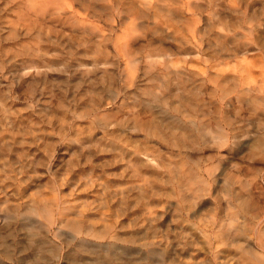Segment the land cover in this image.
<instances>
[{
    "label": "rangeland",
    "instance_id": "rangeland-1",
    "mask_svg": "<svg viewBox=\"0 0 264 264\" xmlns=\"http://www.w3.org/2000/svg\"><path fill=\"white\" fill-rule=\"evenodd\" d=\"M63 1V10L50 2L48 7L32 13L31 10L24 12L22 3L17 0H0V135L8 136L6 141L12 149L6 154L0 153V174L3 159H10L14 169L19 160L22 163L37 161L36 171L31 170L32 183L22 189V199L17 201L16 197H10L9 204L26 207L30 194L48 198L55 194L54 188L59 199L85 205L87 219L95 222L101 199H107L100 184L108 181L128 185L141 183L142 180L135 178L138 173L145 178L142 182L145 184L153 170L152 175H156V171L163 183L158 194L148 199L149 211L156 218L150 222L152 224L142 221L143 209L119 213L118 217L113 213L109 218L115 226L120 219L123 221L125 228L121 233L139 231L137 241L125 246L131 256L134 253L142 258L158 257L162 264H249L239 254L238 247L250 246L264 257V250L258 251L255 234L250 229L242 237L223 241L224 244L216 242L215 238L220 233L218 226L224 225L232 213H239L224 210L227 199L220 184L222 178L233 174L241 183H248L251 204L257 210L264 209V158L249 161L247 146L249 136L259 135L262 129H255V124L251 123L250 95L246 92L247 87H254L259 81L257 72L264 63V0H189L188 6L184 0L185 5L176 4L171 10L160 3L159 7L149 9L144 18L133 21L138 27L132 29L129 24L133 14L125 16L123 12L127 0ZM15 21L27 25L28 31L12 32ZM234 33L235 39L232 38ZM124 41L130 43L137 57L135 66L125 64L120 47ZM23 44L42 50L38 57L28 58L19 53L15 56L16 49ZM156 47L166 49L168 56L153 57L157 64H149L151 59L146 56L155 53ZM6 56L11 58L8 60ZM168 59L174 68L186 73L189 81L185 87L168 70L162 69V61ZM248 62L251 65L246 68ZM28 66H39L44 71L33 79H23ZM254 79L257 81L253 85ZM149 95L154 97V102ZM220 106L233 122L249 123L241 132L243 137L237 147L231 136L222 140L223 147H210L213 143L210 136L215 138V133L219 132L215 119L222 114ZM91 111L97 113L98 120L88 119L86 113ZM259 114L264 120L263 110ZM157 123L163 134H169V141L146 133L147 127L152 129ZM64 127L68 129L66 136ZM196 127L212 132L205 134L206 139L198 140L197 148H188L187 143L186 146L173 145L171 130L183 132L181 136L185 138L189 135L190 142L191 130ZM226 130L224 132L230 135ZM77 138L91 143L92 153L88 152L87 165L83 154L88 148L80 150L74 142ZM108 141L127 150H138L143 160L138 164L141 167L130 165V156L107 146ZM65 145H68L66 149ZM144 155L150 163L156 162L160 170L146 167ZM72 159L75 165L69 171L67 162ZM215 166L216 170L212 171ZM208 174L215 177L208 195L192 194V186L202 187L201 179H206ZM2 179L3 176L0 185ZM88 180L91 182L87 184ZM8 190L10 188L6 193ZM232 192L238 196L243 190L233 185ZM193 199L196 200L193 202ZM237 200L233 197L229 201L236 204ZM3 201L0 194L1 215L7 214L4 209L7 204ZM113 208L117 213L119 208ZM242 216L239 213L233 217L238 227L244 224ZM17 218L9 226L16 229L17 239L24 238L22 224L42 226L43 222L39 217ZM210 218L221 222L211 226ZM193 223L195 225L191 226ZM203 225L208 227L211 245L194 231L195 227L203 231ZM48 228L47 239L60 245L57 259L50 263L71 264L74 255L71 256L70 250L78 240L70 241L69 234L58 232L55 226ZM155 231L157 233L153 234ZM65 241L70 242L69 247ZM153 241L160 242L155 245L159 252L149 251V243ZM215 247L221 253L214 259ZM90 263L94 264L88 258L81 261V264ZM0 264L17 263L0 253Z\"/></svg>",
    "mask_w": 264,
    "mask_h": 264
},
{
    "label": "bare ground",
    "instance_id": "bare-ground-1",
    "mask_svg": "<svg viewBox=\"0 0 264 264\" xmlns=\"http://www.w3.org/2000/svg\"><path fill=\"white\" fill-rule=\"evenodd\" d=\"M127 1H126L127 6L125 7V10L123 12L125 13V16L126 14H129V15L133 14V17L131 18L133 20H131L129 24L133 26V27L130 26L131 29L134 28V26H136V28L138 27L136 25L138 23H135L133 21L144 18L145 15H148V11H150L149 9H152V7L157 6V5L159 7L160 3H165L164 8H168L169 10H171V7L172 6L174 7L176 4L185 5L184 0H147L148 2H145L146 0H135V1L130 0V2H127ZM19 2L22 3L23 5L22 10L24 12H28L31 10L32 13H36L38 11H41L43 8L48 7L50 2H53L56 8L60 10H63L65 6V3L63 0H17V3ZM188 5H189V0H187V6ZM134 6H136V9L134 8ZM131 7H133L134 10H132ZM12 23H13L11 27L12 32L16 33L17 30L18 31L23 30L24 32H27L29 29L28 27H26L27 25H23L24 23H20L17 21L12 22ZM247 32L251 33L250 30H247ZM235 35L236 33L232 35V38H234ZM245 36L243 34V37ZM238 40L239 39H237V42ZM120 47L123 48V57H124L126 66L127 67L129 65L135 66L138 60H137V57L136 58L134 57V51L130 49L131 48L130 43H128V41H124L120 45ZM156 48L157 49L155 53L147 54L146 56V58L151 59L149 61V64H154V65L157 64V61L153 60V57L158 58L162 56H168L166 54L167 52L166 49L161 48V47H156ZM41 50L42 49H40L39 47L33 49L29 47L28 45L23 44L19 48L16 49L14 54L15 56H18L17 53H19L23 55L24 57H28V58L31 56L38 57V52H41ZM30 52H33V53H30ZM8 53H9L8 51H5L6 55H8ZM6 57L8 58V60L11 58L9 56H6ZM248 63L249 64L246 65V68L248 65H251L250 62ZM161 65H162L161 66L162 69L168 70L169 73L173 77H175V79L178 80L181 85L185 87V83L189 81V79H187V75L185 72H182L174 68V64L170 59H168L167 61L163 60ZM32 68H33V71H31ZM25 69L28 71L24 73L23 76L25 77H23V79L24 78L33 79L34 77L40 76L42 72L44 71L39 66H28ZM248 70H249V67H248ZM257 73H258L257 75H259V78H258L259 81L255 80L256 79L255 78L254 81H251L252 83L250 82L251 84H253V82L257 81L255 84L257 86L253 84L254 87L246 86L247 89L245 88L247 94L250 95V100L248 101V104H249L248 107L251 111V114H250V119L252 121L251 123L255 124L254 125V127L256 126L255 129L257 128L262 129L261 132H258L259 135H253V136L250 135L248 138L247 146L250 149V153H249L250 160L248 159L249 161H251V159L262 160L264 158V120L263 118H260L261 115L259 114V112H261L262 110L264 112V109L260 110L261 107L264 105V63L263 65H261ZM199 74L202 75L203 73H199ZM201 82L203 83L204 79H201ZM149 98L151 102H154L152 101L154 100V97L149 95ZM145 100L148 103H150L149 99H145ZM220 110H221V106H220ZM220 112L222 113L220 118L218 120L215 119V125L217 127L216 129L219 132H217V134L215 133V138H213V136H210V138L212 137L213 139L212 141L213 143L210 145V147H215L218 149L221 148V146L223 147L224 144L222 143V140L228 138V136H231L233 138L234 141L232 143L233 145L235 144V147H237L240 139L243 137L240 134L245 129V127L248 126L249 123H245L244 125H241L238 122L239 120H236L233 122L227 115V111H224L223 109ZM86 114H88L87 116H88V119H90V121H95V120H98L99 118V117L97 118V113L94 111L93 112L91 111ZM159 115L162 116L161 113H159ZM170 122H173V121H170ZM159 124L157 123L158 126H154L152 127V129L151 127H147L145 129L146 133L147 132L151 133L153 136L157 138L159 137V139L161 140L169 141L167 138L169 134L167 135L163 134L164 132L162 131V128L159 127L160 126ZM224 128L225 130L227 129L229 131L230 135L224 132L225 131L223 130ZM203 131H204V127L202 128L196 127L194 130H191L192 133L190 137L192 139L190 142L188 141L189 135H187L186 138L184 136H181L183 132L171 130V132L169 133L171 134V136L174 135L172 136L174 138L171 139L172 140L171 142L173 143L175 147L180 146V145L186 146L188 144L186 147L188 148L193 147L195 149L199 146V143H198L199 139L201 140L206 139L205 134L212 133V132L210 133L208 129L206 130V132H203ZM67 132H68L67 127H64V136L67 135ZM6 137L8 136H6L5 133L0 135V153L2 152V154H6L7 152L12 151L10 143L6 141L7 140ZM237 138L239 139L237 140ZM74 142L78 145L77 147L80 150L84 149L85 147L88 148L87 151L83 154V162L84 164L87 165V161H89V158H90L88 152L92 153L91 143L89 144V142H85L81 138H77ZM108 142H106L108 143L107 146H110L113 149H116V151L120 154H124L125 156H130L128 159V163L130 165H132L135 168L141 167V165H138V164L139 162H142L143 160L139 158L141 154H139L138 150H134V149L127 150L126 147L113 144L110 141ZM67 147L68 145H65V149ZM71 148H76V147L71 146ZM101 152H104V151H101ZM27 156L29 155H26V157ZM144 156L146 157V161H147L145 165L146 167L154 168V170H157V169L160 170V167L157 165L156 162L150 163L151 161L148 159L147 155H144ZM3 160H4V165L1 169L2 173L0 174V177L3 176V179L1 180L3 184L0 185V194H3V198H4L3 204L5 205L7 204L4 207L7 214H3V215L0 214V231H1L0 233V253L4 258L15 261L17 264H51L50 262H52L53 260H56L58 257L60 245L50 242L49 239H47L46 237L47 234L45 233L46 231L49 230L48 227L55 226L58 232L65 231L66 233H68L70 236V241H73L75 239L78 240L76 243H74L75 246L73 245L74 247L72 246L70 250V252H72L71 256L74 255V259L72 260L71 264H81V261H83L84 258L90 259L91 261L94 262V264H162L158 257H152L148 259V258H142L138 255L135 256L134 253L131 256V253L125 250V246L127 243L134 244L137 241V235L139 231L135 230L134 233H121L120 231L125 228V226H123V221H121L120 219L118 221V225L115 226L113 222L109 220V218L113 216V213L116 217H118L117 214L119 213L122 215L123 213H126L127 211H131V210L141 211L142 209L144 210V212L141 214V218L143 222L146 221L149 224L150 222L156 219L153 215H151L152 212H150L148 208L150 206L149 205L150 201H148V199L158 194V188L160 184L163 183V182L160 183L161 181L159 179L160 175H158L156 171H155L156 175H152L153 170L149 172L150 173L149 178L145 180V184H142L145 178H143L140 175V173H138V175H136L135 178H136V181L142 180L141 183L136 182V183H131L130 185H128V184H118L117 181H108V182L100 184V190L101 192L106 194L107 199L105 201L101 199L100 206H99V214H98L99 217L97 218L95 222H92L87 219V215L85 214L83 210V207L85 205L79 206L80 204L78 205L74 203L72 204V203H68L67 200H62L61 198L59 199L58 196L56 195L57 193L54 188L52 189V191L55 194L49 196L48 198L44 197V195L42 194H39L40 195V196L38 195L39 197H35V195L30 194L27 199L29 202L26 204V207H21L22 205L20 204H17V205L9 204L10 197H16L17 201L22 199L23 197L22 189L25 186H28L30 183H32L31 170L36 171L37 161L30 160V161H27L26 163L25 162L22 163V161L19 160L18 161L19 165L17 166L16 169H14V164L11 163L10 159L9 161L7 159H3ZM35 162H36V165H35ZM68 163L70 164V166H68V169L69 171H71L73 168L72 166L75 165V160L74 159L70 160L69 162H67V165ZM216 168L217 167L215 166L212 171H215ZM138 171H140V169ZM174 171L176 170L174 169ZM87 173H88L87 178L90 179L89 177L90 173L89 172ZM262 173L264 174V170ZM235 176L236 175L230 174L228 178L224 177L220 180V184H222L221 188L223 189L222 191L224 192V196L227 199L225 201L224 210H226L227 208V211L230 212V209H231V211L233 212H239L241 216L242 214L248 215L249 218L247 219L245 216H242L244 218V220L242 221L244 224L241 227H238L236 226V224H234L235 222L233 218V217H236V215H239V213H236V214L232 213L231 217L227 218L228 220L226 219L227 220L226 223L222 221L224 225H221L222 223L220 225L216 223V222H221L220 220H217L216 218H210L212 219L210 220L212 221L210 224L211 226H214L215 224H217V226L219 225L218 231H220V233L215 237L217 238L216 242H218L219 240V242H222L224 244L225 242H228L229 240L231 241L235 237L238 238V237L244 236L247 229H250L252 233L255 234L254 235L255 239L257 240V243L259 245L258 251L263 252L262 249L264 250V209L257 210L256 208H254V205L251 204L250 199L248 197V189H247L248 183H245V184L241 183L239 181V178ZM262 177L264 180V176ZM164 180L167 181L166 179ZM214 181H215L214 174H208L206 179H201V182L203 183L202 187H199L198 185L192 186L194 187V189L192 188L194 190L192 191V194L194 192H198V193L202 192V196L208 195V192L211 186L213 185L212 183ZM88 182H91V180H88L86 183L88 184ZM233 185H237L240 188H242L243 193L238 194V196L233 195V192H232ZM9 188L10 190H8L6 193V190ZM193 196H196V195H193ZM233 197L238 199L236 204H233L232 202L229 201V200H232ZM108 199H109V202H108ZM196 199H193V202ZM193 202L191 204H193ZM110 203L112 205H110ZM113 207L119 208L117 213L115 212V209ZM18 216H25L29 218H34V217L43 218L42 226H35L32 224H29V225L22 224L23 226L22 229H24V232H25L22 234L24 238L17 239L18 235L16 234V229L9 228V226H11L12 223H14L18 219L17 218ZM235 221H236V218H235ZM194 225H195L194 223L191 224V226H194ZM2 231L4 233H2ZM194 231L197 232L199 235H201V237L206 241L208 245H211V241L209 240L210 235H208L209 230L207 226L203 225V231H200L198 227L197 228L195 227ZM155 233L157 232L156 231L153 232V234ZM246 236L248 237L249 235L247 234ZM248 241L249 240H247V242ZM65 242H66L65 245L69 247L70 242L69 241H65ZM216 242L215 244H217ZM159 243L160 242H157V241H153L149 243V246H150L149 251H154V250L158 251L159 249H157L155 245H158ZM216 247L214 249L215 251L213 252L214 259L217 258L219 253H221V252L218 253ZM247 247H241V246L238 247V250L240 252L239 254L241 255V257L244 258V260L246 259L249 264H264V257L260 253H255V251H252L250 246H247ZM246 249H249V250H246ZM160 251L161 253H163L161 249ZM162 255L163 254H161L160 256ZM242 258H239V259L242 260Z\"/></svg>",
    "mask_w": 264,
    "mask_h": 264
}]
</instances>
